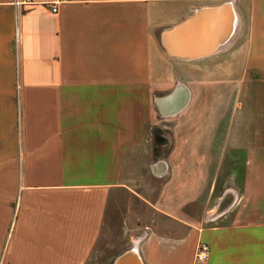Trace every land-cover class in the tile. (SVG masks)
<instances>
[{"label": "crops", "instance_id": "obj_1", "mask_svg": "<svg viewBox=\"0 0 264 264\" xmlns=\"http://www.w3.org/2000/svg\"><path fill=\"white\" fill-rule=\"evenodd\" d=\"M33 1L16 15L0 0V264H86L120 212L145 264H264V0ZM226 4L234 25L214 51L164 48ZM178 85L187 103L162 113ZM160 115L180 118L158 136L146 124ZM212 144L229 166L208 190Z\"/></svg>", "mask_w": 264, "mask_h": 264}, {"label": "bare ground", "instance_id": "obj_2", "mask_svg": "<svg viewBox=\"0 0 264 264\" xmlns=\"http://www.w3.org/2000/svg\"><path fill=\"white\" fill-rule=\"evenodd\" d=\"M235 21V12L232 5H221L200 10L198 14L168 35H164L163 41L170 54L178 55L180 58L197 57L205 55L228 37ZM189 99L188 90L178 85L168 100L159 101L162 113L179 111ZM172 103L174 108L168 107ZM126 264H143L137 251L130 250Z\"/></svg>", "mask_w": 264, "mask_h": 264}, {"label": "rangeland", "instance_id": "obj_3", "mask_svg": "<svg viewBox=\"0 0 264 264\" xmlns=\"http://www.w3.org/2000/svg\"><path fill=\"white\" fill-rule=\"evenodd\" d=\"M244 26H246L245 23H244ZM208 89L210 90L209 96L211 97L210 99L212 101L211 109H214L213 103H214L215 89H214L213 83L210 85V87L208 86ZM179 118H180L179 115L178 116L160 115V116H156L155 118H153V120L147 122L146 125H149L150 129L155 130L156 133H158V136H160L162 131H164V134L166 135L167 129L165 128V126L178 125L177 123H178ZM212 126L214 128V125ZM166 137L167 136L161 139L159 138L158 145L156 148H154V151H153L154 160H157L158 157L159 158L166 157L168 152H170V150L172 149V145L170 144V142L168 141V138ZM156 149H158L159 151H157ZM217 152H220V147H217L216 145H213V144L211 146H207L208 160L206 162V171H207V177H208V185H207L208 190L213 180L215 167L217 165L223 166V167L229 166V163H225V162L216 164L211 159L213 158V156L211 155ZM161 181H162V178L152 179V183L155 186V191L157 190V187L160 186ZM219 190H220V187L217 186L216 190H213V192H211V194L208 195V201H210L211 204L213 203V200L217 192H219ZM121 214L122 213L120 212L119 216H117L114 223L112 225H109V227L106 228L104 234L102 232V234L100 235V239L96 243L95 248L92 250V253L90 257L88 258L86 264H110L116 255H118L121 251L125 250L126 248H129L128 247L129 243H125L124 241L128 237V233H130L131 231L132 232L134 231L130 229H133V227L135 226H124V224L122 225L119 224L121 223V216H120ZM131 222L133 223L134 221H131ZM127 228H129V230H127Z\"/></svg>", "mask_w": 264, "mask_h": 264}, {"label": "built area", "instance_id": "obj_4", "mask_svg": "<svg viewBox=\"0 0 264 264\" xmlns=\"http://www.w3.org/2000/svg\"><path fill=\"white\" fill-rule=\"evenodd\" d=\"M65 0H52L49 3H46L53 12L57 11V6L59 3ZM36 2L33 0H13V4L16 7V15L18 13L17 9H25L26 7L35 4ZM17 51V43L15 45V52ZM209 247L207 243L203 241H199L195 251V259L196 261H205L208 258Z\"/></svg>", "mask_w": 264, "mask_h": 264}, {"label": "water", "instance_id": "obj_5", "mask_svg": "<svg viewBox=\"0 0 264 264\" xmlns=\"http://www.w3.org/2000/svg\"><path fill=\"white\" fill-rule=\"evenodd\" d=\"M200 11V9H197L194 13H192L187 19H185L184 21L180 22L179 24L175 25L171 30L167 31V32H171V31H175L177 29L178 26H180L181 24L187 22V21H191L192 18H194L198 12ZM163 35L161 36V42L164 46V48L166 49V46L164 44V41H163ZM215 48L212 51H214ZM197 57H201V56H197ZM197 57H188V58H185V59H192V58H197ZM131 249H125L123 250L121 253H119L113 260L110 264H126L127 263V259H128V252L130 251ZM144 263V262H143ZM145 264V263H144Z\"/></svg>", "mask_w": 264, "mask_h": 264}]
</instances>
